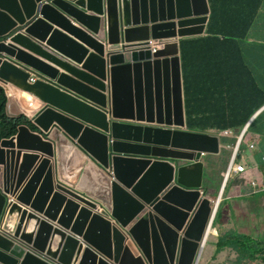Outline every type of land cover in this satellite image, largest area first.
Returning a JSON list of instances; mask_svg holds the SVG:
<instances>
[{"label":"water","instance_id":"water-1","mask_svg":"<svg viewBox=\"0 0 264 264\" xmlns=\"http://www.w3.org/2000/svg\"><path fill=\"white\" fill-rule=\"evenodd\" d=\"M210 15L208 0H0V79L40 98L36 124L51 112L50 137L59 141L60 132L88 156L75 188L131 234L150 264H194L204 242L191 237V254L187 233L198 218L207 228L214 209L213 227L222 201L225 186L214 206L203 190V153H220L221 137L188 129L179 55L180 40L203 35ZM151 40L165 45L153 53ZM14 100L9 94L6 113L19 117ZM39 173L25 170L9 187L4 171L0 264H60L4 226L11 195L28 177L33 186ZM16 209L41 220L30 205L19 201ZM99 251L114 256L113 244L112 252ZM71 257L67 249L60 262Z\"/></svg>","mask_w":264,"mask_h":264},{"label":"crops","instance_id":"crops-1","mask_svg":"<svg viewBox=\"0 0 264 264\" xmlns=\"http://www.w3.org/2000/svg\"><path fill=\"white\" fill-rule=\"evenodd\" d=\"M192 48H194L195 51H198L199 44H193ZM241 49L242 52L232 55V58L229 60H227V58H225L226 56H224V58L220 60L218 64L213 62L212 56L207 52L205 46H202L200 52L197 53L196 56L192 54V65L189 66L188 70L189 83L187 86V92H191L189 99H201L200 104L210 107L209 109L205 110L209 117L207 118V116L196 113L194 115L190 114V111L193 110L194 105L193 102L190 101L189 103H186V97L184 93V78L182 72L184 112L187 122L191 120H215V110L216 108H219L221 113L219 117L220 121L236 123L245 122L242 127H240V124H238L236 127H231L228 129H234L235 131L239 132L248 124V130L245 134L244 141L245 146L241 154L242 158L240 162H236V164L233 166L231 173L236 185V191L238 192L236 196L239 198H246L244 199L245 203L250 202V198H260L259 209H257V207L252 204L250 206H253L254 209L246 205L245 206L250 209L251 215H254L259 219V221L260 218H263L264 221V192L257 196V192H253L252 187V181L254 179L257 180L259 185L264 186V21L254 22L250 36L248 39L241 42ZM179 55L181 58V44L179 45ZM218 89H226L229 92L227 95L221 94L219 92V101H217L215 97L208 95L209 90ZM8 92L17 96V92L21 93L23 90L13 84H8ZM21 94L24 96V98L26 97L25 99L28 100V104L25 106L23 102L17 97V101L14 100L12 108L14 111H23L24 114L31 118L42 109L44 104L41 99L35 95H26L24 93ZM24 107H29L30 111H26ZM51 122L52 113L48 112L43 117V124L41 125L45 128L50 126ZM189 129L194 131H210L212 133L218 131L215 128L204 130L201 127ZM61 132L65 134L64 130L62 129ZM31 133L34 132L25 129V131L22 132V135L30 136ZM61 136L63 135H60V139L57 141L55 140L56 134L51 133L50 139H52L53 143L49 144V142H47L42 135H36L37 139H42L43 144L56 146L57 152H54L53 161L56 162V158L58 156V182L63 185V187L56 184V179L53 176L52 180H54L55 184L51 187V190L52 194H57V192H60V194L57 195V198L60 199V201L63 197H65V200L70 203L72 198L66 194L83 198L81 195L74 192V190L78 191L75 188V185L79 181L81 169L84 163L81 165L82 167H80L79 160L75 156H71L67 159L68 162H66L65 171L62 170L60 160ZM227 138L233 140L231 142H227ZM234 139L236 140L234 137H224L222 139V146L224 145L225 141L227 142V145L234 143ZM11 142L14 143L15 141H7L3 143L2 146L8 145V143ZM253 142L257 143V146L255 148H250V145ZM30 146L31 143L24 142L22 147L14 144V147L4 151L0 159V168L8 170L9 175L14 178L16 173L19 177L24 170H33L42 167L43 177L40 184L41 187L38 188L42 190V186L47 182L45 177H48L46 175L50 169L48 167L41 166L42 163L39 164L38 160L42 161V158L33 157L35 151L34 149H31ZM76 148L78 149V147ZM223 148L222 152L219 154H207L206 156V161L209 163L208 170L211 165V161L216 163L213 174L205 179L204 189L207 190V195L210 197H213L218 190L220 186L221 175L227 173L228 176V172L232 166V153L227 155L223 151ZM31 158H33L32 161H35L37 164H32L29 160ZM12 160L15 161L16 167L10 169L7 165L8 162ZM85 160L86 157L83 161L85 162ZM53 168L55 172L56 167L53 166ZM72 169H76L75 171L73 170V174H75L76 177L74 180L70 181L67 173L68 170ZM45 171H47L46 174ZM2 176L3 173L0 175L1 179ZM51 178L52 177H50V180ZM239 190H244V192L241 194ZM44 194V192L41 194H36L37 199L42 201L40 198H42ZM92 204L94 206V211H79L72 218L63 219L60 217V215L57 216V213L51 215L45 213L42 214L41 220L39 219L36 221L33 219L28 228L37 226L34 229V231L37 233V238H41L42 235L44 237L43 240L49 241L53 248H55L53 254H47L45 252L41 253L45 255V258L49 257L54 259L56 262L63 264L60 262L61 256L67 249H69L70 254L72 255L71 264H112L109 260L112 258V256L107 254L106 256H109V258L105 257L106 259H101L98 255V252H100L99 250L104 251V249L108 247H111L112 251L113 244V251L116 257V260L113 261L114 264H126L122 263L123 256H125V259H127V263L133 264L131 258L128 257V255L132 253L133 247L137 249L138 252L140 250L138 245L134 243L131 245L130 233L123 230L118 222L109 213L103 210L100 204L97 203L98 206L94 203ZM62 205L64 208L65 204L63 203ZM33 211L35 210L33 209ZM95 212H97L99 215L97 216ZM44 219L48 221L50 228L44 225L46 224L44 223ZM33 223H35V225L31 226ZM55 230H57V233H55ZM262 233H264V230ZM76 238L79 239L78 245L75 242L77 241ZM70 239L72 240V244L69 246L68 243Z\"/></svg>","mask_w":264,"mask_h":264},{"label":"trees","instance_id":"trees-1","mask_svg":"<svg viewBox=\"0 0 264 264\" xmlns=\"http://www.w3.org/2000/svg\"><path fill=\"white\" fill-rule=\"evenodd\" d=\"M211 17L207 29V36L200 38H186L181 41V60L182 72L184 78V93L186 103L193 102V110L191 115L202 114L209 117L205 110L210 107L204 106L201 99H189L191 92H187L188 86V70L192 65V54L197 55L202 46H205L208 53L211 54L213 62L216 64L220 60L227 58L229 60L232 55L242 52L241 42L248 39L250 36L256 15L262 7L264 0H208ZM199 44V50L195 51L192 48L193 44ZM219 90V91H218ZM209 90L208 95L215 97L219 101L218 95L228 94L225 90ZM8 96L5 89L0 85V141L4 139L14 138L22 128H28L36 132L41 129L26 115L20 117L9 116L6 113ZM221 113L220 109L216 108L215 120H191L188 122L189 128L196 129L201 127L204 130L219 129L225 130L227 128L236 127L240 124L242 127L245 122H222L219 120ZM1 181V179H0ZM219 191L217 192V194ZM221 203L214 227L223 215V205ZM229 232V233H228ZM221 236L218 242L220 249L232 248L238 253L237 263H242L243 260L255 261L254 264H264V242L257 241L253 236L240 232L228 231Z\"/></svg>","mask_w":264,"mask_h":264},{"label":"bare ground","instance_id":"bare-ground-1","mask_svg":"<svg viewBox=\"0 0 264 264\" xmlns=\"http://www.w3.org/2000/svg\"><path fill=\"white\" fill-rule=\"evenodd\" d=\"M9 85H11V84H9ZM17 97L23 102V104L25 106L28 104V100L25 99L24 96L20 92H17ZM24 109L26 111H30L29 107H24ZM36 135L37 134L31 133L30 136H23L21 134L14 143L11 142V143H8V145L2 146L0 149V159H1V155L4 153V151L14 147V144L19 146V147H22L24 142H29V143H31L30 148L34 149V151H35V154H33V157H38L37 154H39L40 157L42 158V161L39 162V164L42 163L41 166L48 167L50 170H52V161H53V157H54V147L52 145L43 144L42 139H37ZM6 147H7V149H6ZM23 148H25V147H23ZM71 156H75L79 160L80 167H82L81 165L84 163L83 160L85 158L84 155L72 143H70L64 136H61L60 160H61V168L63 171H65V169H66V162H68L67 159ZM29 160L31 161L32 164H37V163H35V161H32L33 158H31ZM7 166L10 169L15 168L16 167L15 161L12 160V161L8 162ZM68 167H70V166H68ZM68 167H67V169H68ZM73 170L75 171L76 169L68 170V173H67L68 174L67 176H69L70 181L74 180L76 177V175L73 174ZM64 175H66V174H64ZM64 175H63V178H64ZM42 177H43V174L40 176L41 181H42ZM51 177H52L51 180H50V176L45 177V179H47V182L45 183V185H43L42 191H41V189H38L41 187L40 186L41 182H37L33 186H31L29 184L25 185V183H26L25 182L24 185L22 186V187H24L22 193L19 194V196L15 197L14 200L11 202V205H10V208H9V211L7 214V218L5 221V227L6 228L12 229V227H16V233L18 232L19 237H23L27 241H30L31 243L34 244V247L37 248L40 252H42V253L45 252L47 254H53V251L55 250V248H53V246L50 244L49 241H42V240L38 239L37 233L31 227H29L28 230L25 229V227L30 226L31 219L28 217V214L27 215L23 214V210L16 209V210L12 211V205L14 203H18L19 201L25 202L26 205L32 203L34 206L37 207L38 212H40L41 214L48 213L51 215V214L57 213V216L60 215V217H62L63 219L72 218L79 211H84V212L89 211V210L94 211L93 204L84 198H80L79 196L66 194L72 198L70 203H68V201L65 200V197H63L60 201V199L57 198V195L60 194V192H57V194H52L51 187L54 185L55 182H54V180H52L53 175H51ZM17 181H18V174L17 173H16V176L14 178L8 179V183L11 185L15 184ZM109 183H110V180H109ZM96 184H97V186L103 187V185L100 181H97ZM43 192L45 194H44V196H42V198H40V199H42V201H43L42 202V201H39V199H37L36 194H41ZM52 195H53V197H52ZM63 203L65 204L64 208L62 205ZM25 207H28V206H25ZM62 208H63V210H62ZM61 210H62V212H61ZM213 212H214V209L211 213L209 222L207 224V228L206 227L204 228L205 219H200V218H198L195 221V223L193 224V226L190 227V229L187 233V240H186L184 246H185V248H187L191 252V254L194 253L195 247H196L195 244H193L192 242L189 241V239L193 236L194 237L195 236L196 237H202V241L204 242V249L208 246L209 241H210V236L213 233V229H214V227L213 228L209 227ZM95 214L97 216L99 215L97 212H95ZM32 225H35V223L31 224V226ZM101 230H102V228H101ZM108 249L111 251L110 247H108ZM132 249L134 250V253H136L138 255V257L141 260H143L142 254L140 256L137 249H135L134 247ZM204 249H203V251H204ZM128 250H127V252H128ZM202 255H203V252H202ZM191 259L189 260V262L191 261ZM122 260H124L126 264H129V263H127V259H125V256H123ZM131 261L133 262V264H139L138 262L134 261V258H131ZM70 264H71V258H70Z\"/></svg>","mask_w":264,"mask_h":264},{"label":"rangeland","instance_id":"rangeland-1","mask_svg":"<svg viewBox=\"0 0 264 264\" xmlns=\"http://www.w3.org/2000/svg\"><path fill=\"white\" fill-rule=\"evenodd\" d=\"M211 17V15H210ZM210 21V19H209ZM259 21H264V2L262 4L261 9L259 10L258 14L256 15V19L255 22H259ZM207 29V28H206ZM206 34L201 35V36H197L198 38L200 37H205L207 36V31L205 30ZM197 37H193V38H197ZM233 139H229L227 138V142H231ZM227 142L225 141L224 143V148L223 151L227 154L230 155L232 153V150L230 148L227 147ZM49 144H51V142H49ZM78 147V146H77ZM54 152L56 153V147L54 148ZM37 156L39 158L40 155L37 154ZM56 156V154H55ZM41 160H38V162H40ZM87 161V160H86ZM52 161V165H53ZM86 162L84 163L82 169H81V173L83 172L84 166H85ZM215 162L211 161V165H210V173H212L213 168L215 166ZM53 166L56 167V171L54 172V168ZM52 166V170H49L46 176H50V175H55V177L57 176L58 178V160H56V165L54 162V165ZM40 173L43 172V170H38ZM47 171H45L46 174ZM40 173L37 177V181L39 180V176ZM225 175L224 177L221 176L220 178V186H222L224 180H225ZM31 176V175H30ZM29 176V177H30ZM28 177V179H29ZM32 178V177H31ZM31 178L29 179V181L31 180ZM27 179V180H28ZM26 180V184H29ZM36 181V182H37ZM235 183H230L227 190L225 191V194L223 196V200H225L224 205H223V215L220 218V220L217 222L216 226L213 229V233L210 236V241L208 246L204 249L203 251V255H201L202 257H200L197 262L195 260L194 264H254L255 261H249V259L247 260H243L242 263H237V259H238V253L232 249V248H224V249H220L218 247V242L219 239L221 238V236H224L225 233H227L228 231L230 232H243L246 234H249L251 236H253L257 241H261L264 242V233H262V231L264 230V221L263 218H260V221L258 218H256L254 215H251L250 213V209L247 208L246 206L253 208L252 205H255L257 207V209L260 208L259 205V197H255V198H250V202L245 203L244 199L246 198H239L238 196H236V194L238 193L236 191V187L234 185ZM257 196L261 195L264 192V188H260L257 191ZM216 196H218V194L216 193ZM218 197H213V201H212V205L214 206L215 201L217 200ZM246 205V206H245ZM264 214V211H263ZM229 233V232H228ZM203 241L200 240V247L202 246ZM142 256L145 259V262L147 260V262H149V260L147 259V257L143 254V252L141 251V249L139 248ZM128 257L130 258H134V261L138 262L139 264H145V262L143 260H141L138 255L136 253H134V250L132 249V253L128 255ZM146 262V263H147ZM148 264V263H147ZM150 264V263H149Z\"/></svg>","mask_w":264,"mask_h":264},{"label":"clouds","instance_id":"clouds-1","mask_svg":"<svg viewBox=\"0 0 264 264\" xmlns=\"http://www.w3.org/2000/svg\"><path fill=\"white\" fill-rule=\"evenodd\" d=\"M209 2V1H208ZM209 23V22H208ZM16 34H18V32H13V35H16ZM188 38H193V37H188ZM184 39H186V38H184ZM183 39V40H184ZM182 40H180V42H181ZM180 42H179V45H180ZM151 43H154L155 45H159L160 46V48H157V50H159V49H161L164 45H165V41H163V42H159V41H153V40H151L150 41V43L148 44L149 46H150V49H151V51L153 52V50H152V45H151ZM143 47H148L147 45H145V46H143ZM157 50H156V52H157ZM153 53H155V52H153ZM181 59V58H180ZM181 70H182V63H181ZM38 79V75L37 74H33L32 76H31V78H30V81H32V82H35L36 80ZM0 81H2V82H0V85L5 89V91H6V93H7V96L10 94L9 92H8V84H12V83H9V82H6L5 80H2V79H0ZM5 83V84H4ZM21 93H24V94H29V93H26V92H21ZM11 95H13V94H11ZM33 95V94H32ZM14 98L17 100V96H15L14 95ZM8 101V100H7ZM7 107V106H6ZM44 107V106H43ZM43 107H42V109H43ZM42 109L37 113V114H39V113H41V111H42ZM23 112V111H22ZM36 114V115H37ZM22 115H26V114H22ZM21 115V116H22ZM10 116V115H9ZM27 116V115H26ZM14 117V116H13ZM20 117V116H19ZM30 118V117H29ZM35 124L37 123L36 122V120H35V115L33 116V117H31L30 118ZM40 129H41V131L40 132H36V131H33V130H31V129H28V128H22L21 130H20V132L14 137V138H11V139H4V140H2V141H0V148H1V146H2V144L3 143H5V142H7V141H16L17 139H18V137L22 134V132L23 131H25V129L27 130H30V131H32V132H34L33 134H37V135H42L45 139H46V141L47 142H51V143H53V141H52V139H50V135H49V133H50V131L51 130H53L54 129V127L53 126H51V128H50V130H48L49 131V133H47L48 131L47 130H45V128L44 127H42V125L41 124H36ZM189 126V125H188ZM189 129V128H188ZM55 130V129H54ZM53 130V131H54ZM61 130V129H60ZM190 130V129H189ZM218 131H215V132H213V134H217V135H219L220 137H221V152H222V148L224 147V145L222 146V139L224 138V137H234V138H236V140H235V142L234 143H230V144H228L227 145V147L228 148H230L231 150H232V156H231V161H232V166H231V169H230V171L228 172V176H227V173H226V175H225V180H224V182H223V184H222V186H219V188H218V190L216 191V193L219 191V193H218V196H216V193L214 194V196L215 197H218L219 198V196H220V194H221V192L223 191V186H225V188H224V191H223V196H224V194H225V191L227 190V188H228V186H229V184L230 183H233L234 182V178H232V173H231V170L233 169V166L236 164V162H240V160H241V158H242V151H243V149H244V146H245V144H244V141H245V134H246V132H247V130H248V124L244 127V128H242L239 132H237V131H235L234 129H225V130H219V129H217ZM227 130H232L233 131V133L231 134V135H227V134H225V132L227 131ZM52 131V132H53ZM194 131V130H193ZM203 132H210V131H203ZM210 133H212V132H210ZM58 135H62V133H60L59 132V134ZM66 135V134H65ZM64 136V135H63ZM69 141V140H68ZM70 143H72L71 141H69ZM76 147L78 146V145H76L75 143H73ZM257 146V143H255V142H253L251 145H250V148H255ZM53 147L55 148L56 146H54L53 145ZM78 149L80 150V148H79V146H78ZM80 151H82V150H80ZM83 152V151H82ZM220 152V153H221ZM207 154H214V153H203V155L205 156V160H206V156H207ZM219 154V153H218ZM85 157H86V154H85ZM86 158H88V156L86 157ZM207 162V161H206ZM208 163V162H207ZM56 165V164H55ZM208 165H209V163H208ZM4 168H0V175H2V173L4 174ZM28 170V169H27ZM37 170H43L42 169V167H39V168H36V169H33V170H29V172H30V175H34V172L35 171H37ZM25 171V170H24ZM213 172H214V168H213V171H212V173H210V167H209V170H208V177H210L212 174H213ZM29 175V176H30ZM32 175V176H33ZM39 175V174H38ZM38 175H37V177H38ZM42 175V172L40 173V176ZM40 176H39V180L37 181V182H42L41 181V179H40ZM59 176V175H58ZM221 176H223L224 177V175H221ZM50 177H51V175H50ZM207 177V178H208ZM54 178L56 179V184H58V185H60V186H62L63 187V185H61L59 182H58V180H59V177L57 178V176L55 177V175H54ZM1 179V178H0ZM2 182H3V176H2V179H1V181H0V184L2 185ZM26 182V181H25ZM36 182V183H37ZM255 182H256V184H255ZM41 184V183H40ZM55 184V183H54ZM235 185V184H234ZM9 187H12V185L10 184L9 185ZM204 187H205V185H204ZM235 187H236V185H235ZM252 187H253V192H256L258 189H260V188H264V186H262V185H259L258 184V182H257V180L256 179H254L253 181H252ZM23 189H24V187H22L21 188V190H20V192L19 193H17V194H14V195H11V197H10V199H9V202H11L12 201V199L13 198H15V197H17V196H19V194H21L22 193V191H23ZM42 190H43V186H42ZM41 190V191H42ZM203 190L205 191V196H207V197H210V196H208L207 195V190H205L204 188H203ZM74 192H76L77 194H79V195H81L84 199H87V200H89V201H91L92 203H94V204H96L97 205V203L98 204H100L99 202H97L96 200H94L93 198H91V197H89V198H91V199H89L88 197H86L87 195L85 194V193H83V192H78V191H75L74 190ZM239 192H241V194L244 192V190H239ZM86 195V196H85ZM213 196V197H214ZM223 196H222V201H224L223 200ZM213 197H210L211 199H213ZM218 198H217V200H218ZM216 200V201H217ZM216 201H215V203H216ZM222 201H221V203H222ZM24 206H28L29 207V205L31 206L32 205V207L34 208V209H36V211L38 212V210H37V207L35 206L34 207V205L31 203V204H29V205H26L25 204V202H23V201H20ZM215 205V204H214ZM98 206V205H97ZM100 206H101V204H100ZM102 207V206H101ZM220 207H221V204H220ZM220 207H219V210H220ZM103 208V210L104 211H106L105 209H104V207H102ZM219 210H218V212H219ZM107 212V211H106ZM38 213H40V212H38ZM107 213H109V212H107ZM41 214V213H40ZM110 214V213H109ZM42 215V214H41ZM111 215V214H110ZM217 215H218V213H217ZM6 216H7V214L5 215V218H6ZM112 216V215H111ZM216 218H217V216H216ZM215 221H216V219H215ZM214 224H215V222H214ZM121 227V226H120ZM213 227H214V225H213ZM212 227V228H213ZM122 228V227H121ZM123 229V228H122ZM214 229H216V228H214ZM124 230V229H123ZM125 231H127V230H125ZM128 232V231H127ZM129 233V232H128ZM112 234H113V231H112ZM131 235V234H130ZM112 238H113V236H112ZM130 239H131V245H132V243H134V244H136L137 245V243L134 241V239L132 238V236L130 237ZM138 247H139V245H138ZM140 248V247H139ZM105 250H107V251H110L108 248H106ZM142 251V250H141ZM112 252V251H111ZM114 252V251H113ZM99 253L100 252H98V255H99ZM109 255V252H107L106 254H105V257L106 258H109V256H106V255ZM139 254H140V256H141V252L139 251ZM110 256H112V254L110 255ZM99 257H100V255H99ZM101 258V257H100ZM106 258H104V259H106ZM112 258H113V261L114 260H116V257H115V255L114 256H112ZM112 258L111 259H109L110 260V262L112 263V264H114V262L112 261ZM142 258L144 259V257L142 256ZM101 259H103V258H101ZM108 261V260H107ZM106 261V262H107ZM124 261V260H123ZM144 261H145V259H144ZM146 262H147V260H146ZM145 262V263H146ZM148 264H149V262H147ZM146 263V264H147ZM109 264V263H108Z\"/></svg>","mask_w":264,"mask_h":264},{"label":"built area","instance_id":"built-area-1","mask_svg":"<svg viewBox=\"0 0 264 264\" xmlns=\"http://www.w3.org/2000/svg\"><path fill=\"white\" fill-rule=\"evenodd\" d=\"M151 45H152V50H153V52H156L157 48H160L159 45H155L154 43H151ZM232 133H233L232 130H227V131L225 132V134H227V135H231ZM255 184H256V182H255Z\"/></svg>","mask_w":264,"mask_h":264}]
</instances>
